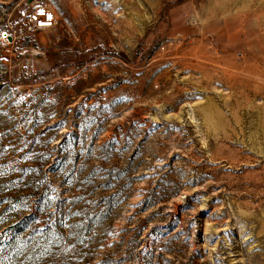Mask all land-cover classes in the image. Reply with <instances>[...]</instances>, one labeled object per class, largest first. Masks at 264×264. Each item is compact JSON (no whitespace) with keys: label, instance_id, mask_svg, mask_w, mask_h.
I'll use <instances>...</instances> for the list:
<instances>
[{"label":"rangeland","instance_id":"374dc122","mask_svg":"<svg viewBox=\"0 0 264 264\" xmlns=\"http://www.w3.org/2000/svg\"><path fill=\"white\" fill-rule=\"evenodd\" d=\"M0 264H264V0H0Z\"/></svg>","mask_w":264,"mask_h":264},{"label":"built area","instance_id":"2783aa9c","mask_svg":"<svg viewBox=\"0 0 264 264\" xmlns=\"http://www.w3.org/2000/svg\"><path fill=\"white\" fill-rule=\"evenodd\" d=\"M21 16L25 19L24 22L31 32L50 27L53 22L52 11L43 6L35 8L30 14L21 12Z\"/></svg>","mask_w":264,"mask_h":264}]
</instances>
